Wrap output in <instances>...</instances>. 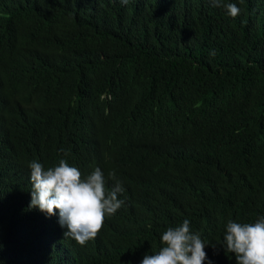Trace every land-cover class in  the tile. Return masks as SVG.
I'll return each instance as SVG.
<instances>
[{"label":"trees","instance_id":"16d2710c","mask_svg":"<svg viewBox=\"0 0 264 264\" xmlns=\"http://www.w3.org/2000/svg\"><path fill=\"white\" fill-rule=\"evenodd\" d=\"M224 3L240 14L211 0H0V264H141L185 219L204 264H236L228 220L264 216V0ZM61 159L125 189L83 245L58 210L29 208V164Z\"/></svg>","mask_w":264,"mask_h":264},{"label":"clouds","instance_id":"9594fccd","mask_svg":"<svg viewBox=\"0 0 264 264\" xmlns=\"http://www.w3.org/2000/svg\"><path fill=\"white\" fill-rule=\"evenodd\" d=\"M121 2L127 4L128 0ZM211 3L225 8L231 17L241 11L237 4L224 3V0H211ZM215 54V51L210 53ZM29 168L32 184L29 208H38L49 217L55 216L58 210V222L67 229L64 236L81 245L94 239L106 216L115 214L124 203L118 198L125 191L122 183L117 180L111 190L106 191L105 176L99 167L86 178L66 159L47 169L34 160ZM109 175L115 179V173ZM161 242L162 247L154 254H146L141 264H204L208 259L206 244L198 232L191 231L187 219L176 227H169L161 235ZM222 246L226 253L235 254L236 264H264V216L252 223L229 219Z\"/></svg>","mask_w":264,"mask_h":264}]
</instances>
